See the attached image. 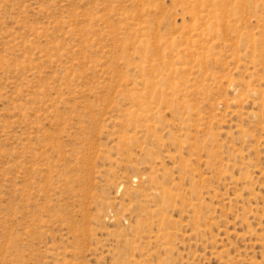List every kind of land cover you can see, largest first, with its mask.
Returning a JSON list of instances; mask_svg holds the SVG:
<instances>
[{"label": "rangeland", "instance_id": "1", "mask_svg": "<svg viewBox=\"0 0 264 264\" xmlns=\"http://www.w3.org/2000/svg\"><path fill=\"white\" fill-rule=\"evenodd\" d=\"M0 264H264V0H0Z\"/></svg>", "mask_w": 264, "mask_h": 264}]
</instances>
